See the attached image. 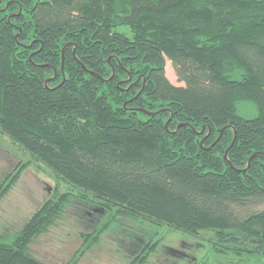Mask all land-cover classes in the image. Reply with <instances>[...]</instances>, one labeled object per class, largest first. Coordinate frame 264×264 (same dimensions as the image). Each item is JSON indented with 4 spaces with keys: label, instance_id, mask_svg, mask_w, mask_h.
Instances as JSON below:
<instances>
[{
    "label": "trees",
    "instance_id": "1",
    "mask_svg": "<svg viewBox=\"0 0 264 264\" xmlns=\"http://www.w3.org/2000/svg\"><path fill=\"white\" fill-rule=\"evenodd\" d=\"M0 131L29 154L0 200L31 163L57 179L0 264H47L30 244L71 198L107 210L90 245L121 215L264 264V0H0Z\"/></svg>",
    "mask_w": 264,
    "mask_h": 264
},
{
    "label": "rangeland",
    "instance_id": "2",
    "mask_svg": "<svg viewBox=\"0 0 264 264\" xmlns=\"http://www.w3.org/2000/svg\"><path fill=\"white\" fill-rule=\"evenodd\" d=\"M165 69L173 84L183 85L170 60ZM27 159L29 154L0 131V183L18 163ZM56 183V177L49 170L29 164L0 200V236L7 239L19 231L52 196ZM60 188L64 190L65 186L61 184ZM97 206V203L71 198L59 218L30 244L32 255L47 264H66L75 256L79 258L78 264H129L147 241L141 234L155 233L161 241L146 264H245L241 259L214 253L207 241V232L195 237L165 224L156 225L121 215L90 245L89 241L84 242L82 232H91L108 214L103 205H99L103 211H98ZM254 208L263 210L264 203ZM84 246L82 254L76 255Z\"/></svg>",
    "mask_w": 264,
    "mask_h": 264
},
{
    "label": "water",
    "instance_id": "3",
    "mask_svg": "<svg viewBox=\"0 0 264 264\" xmlns=\"http://www.w3.org/2000/svg\"><path fill=\"white\" fill-rule=\"evenodd\" d=\"M62 60H64V49L62 50ZM63 62V61H62ZM234 142H232L233 144Z\"/></svg>",
    "mask_w": 264,
    "mask_h": 264
}]
</instances>
